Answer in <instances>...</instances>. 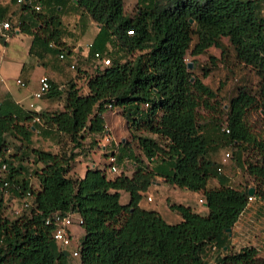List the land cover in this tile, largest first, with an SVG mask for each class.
<instances>
[{
    "label": "trees",
    "instance_id": "1",
    "mask_svg": "<svg viewBox=\"0 0 264 264\" xmlns=\"http://www.w3.org/2000/svg\"><path fill=\"white\" fill-rule=\"evenodd\" d=\"M37 1L20 3L29 18L20 16L17 22L19 31L32 35L31 45L38 39L64 55L61 15L67 6L79 8L98 24L89 52L93 59L95 51L105 53L109 63H94L85 74L86 91L72 79L61 87L49 80L46 95L63 92L59 109L34 111L7 98L0 101V165L5 163L0 178L9 183L0 189V264H68L70 249L56 244L52 224L45 222L54 212L81 219L77 264H264L252 245L229 250L225 229L248 201L249 186L252 196H264V133L253 131L244 119L256 105L264 116V0H136L131 15L124 12L123 0H40L35 10ZM110 41L127 55L123 60L109 54L105 42ZM211 45L220 55L229 46L234 60L251 66L258 77L255 92L240 87L226 102H217L214 89L201 80L208 68L194 74V60L190 67L185 60L187 51L195 55ZM113 106L120 107L139 149L132 155V172L106 176L105 168L92 166L80 177L70 174L72 149L86 133L104 131L103 112ZM35 130L66 139L71 150L32 145ZM5 135L16 143L14 152L6 153ZM219 145L232 149L230 157L250 183L236 187L216 170L219 160L209 156ZM154 175L199 191L206 212L169 202L180 219L167 222L157 210L141 207L138 201ZM30 176L37 180L35 187ZM212 177L217 182L210 185ZM26 190L29 204L22 206ZM120 190L128 193L124 203ZM8 198L18 202L14 214L27 212L7 216ZM208 249L222 253L208 261L202 256Z\"/></svg>",
    "mask_w": 264,
    "mask_h": 264
},
{
    "label": "crops",
    "instance_id": "2",
    "mask_svg": "<svg viewBox=\"0 0 264 264\" xmlns=\"http://www.w3.org/2000/svg\"><path fill=\"white\" fill-rule=\"evenodd\" d=\"M0 8H3L5 10L4 12H7L10 16L6 17L3 15L0 19V22L7 20L9 23V28L7 29H2L0 27V101L7 98L22 108L34 111L61 108L63 103V92L58 95L43 94L39 97L32 95V92L37 89L38 77L45 74L51 82L57 84L59 87L64 86L70 79L75 81L77 85L80 79H85V74L93 70L95 63L92 54L89 52V45L98 30V24L91 20L85 11L67 6L61 15L62 24L66 31L61 37V40L64 41L65 48L63 49L64 55L60 58L58 57L60 49L51 51L50 49L52 47L45 48L38 39H35L33 45H31L32 35L19 31L17 25L19 17L25 16L29 18L28 11L22 9L20 3H16L14 0H0ZM2 32H5L6 36H3L1 34ZM223 37L221 40L226 44L227 39L225 37V41ZM209 47H212V45L207 48ZM105 48L121 60L127 56L123 54L117 44L113 43L112 47H110L109 42H105ZM70 63H76L74 70L70 69ZM17 78L23 82L22 85L16 82ZM84 91H86L85 82ZM104 113L105 112H103V115ZM107 129L108 128L105 126L102 133H86L81 140V145L73 148L74 154L71 160L70 174L80 177L83 175L86 167L97 166L99 168H105L104 171L106 176H112L116 172H108L106 170V163H103L104 166H102V164H98L94 158V152L100 151L104 156H107V152L112 149L116 151L118 172H123L127 175L132 172L133 153L131 149H123V147H126L123 145L125 141L124 137L121 138V144L115 143L113 145L111 144L112 140L109 139V141H105V135H103L104 137H100L101 134H106ZM35 131L38 132L37 130ZM49 134L50 133L41 135L39 133V135L45 139L49 138ZM86 138H88L90 142L92 139L96 140L91 148L88 147L90 144H82ZM31 140L33 142V133L31 135ZM84 145H88V148L83 149L82 147H84ZM209 157L216 162L218 161V158L213 154H210ZM222 173L227 176L228 181L232 184V178L224 172V170ZM29 181L30 183L34 182V187L37 185V180L34 176H30ZM216 182V179L213 177L208 180V184L210 185L216 184ZM174 188L176 187L165 182L162 176L154 175L150 184L142 192L138 204L144 208L157 210L164 219L160 208L166 199L172 198L174 200V198H182L184 201L180 203L189 205L192 208L188 200H196L201 197L199 191H192L181 187L176 188L179 190H174ZM121 195L122 193L119 191V198ZM145 195H150L151 199L146 200ZM155 197L157 198L156 203L150 205ZM260 198L262 197L253 195L251 199L246 202L244 208L240 211L236 220L231 225L230 231L227 233V245L229 250H236L244 245H252L256 248L259 255L264 256V226L257 223L260 221L259 217H263L261 213H264L261 209ZM173 200L171 202H175ZM206 209L202 201L200 207L201 211L197 212L204 213ZM75 216H78V214H75ZM174 218H177L176 221L180 219L177 212L174 213ZM82 234L83 228L79 238Z\"/></svg>",
    "mask_w": 264,
    "mask_h": 264
},
{
    "label": "rangeland",
    "instance_id": "3",
    "mask_svg": "<svg viewBox=\"0 0 264 264\" xmlns=\"http://www.w3.org/2000/svg\"><path fill=\"white\" fill-rule=\"evenodd\" d=\"M37 2H41L38 0ZM12 3V2H11ZM10 3V4H11ZM21 5V4H20ZM29 8H31L29 6ZM123 9L126 14H133L136 9V0H123ZM42 10H44V5H42ZM5 10L3 8H0V19L3 15L6 17L9 16L7 12H4ZM29 12V10H28ZM264 14V7L262 10ZM10 17V16H9ZM226 41L225 37H223ZM195 36H192V40L190 44L194 41ZM113 42H109V46L112 47ZM111 56H114L112 52L109 53ZM208 54H211L213 58L208 57ZM213 59V60H212ZM185 60L190 61L194 60V65L191 68L192 72L194 74L200 75L201 67L204 66L208 68L207 74L202 77V80L204 83L209 85L211 88L215 91V98L218 103H224L227 101L229 96L233 94L235 91H237L238 88L243 87L251 92H255L256 90V84L258 77L255 74L254 70L249 65H245L242 63L237 62L234 60L232 56V50L229 46L225 49L224 53L220 55L219 49L216 47H209L207 48L206 52L201 54H195L191 55L188 53V51L185 54ZM74 67L70 68L72 70L75 69L76 63L73 64ZM192 65V63H191ZM84 82L85 79H80L78 82V86L81 91H84ZM198 111L206 115L208 114L205 109L202 107L198 108ZM104 123L107 129L106 134H101L100 137H104L103 135H107L110 140H112L111 144L119 143L121 144V138L124 137V143L126 147L123 149L130 148L133 154H139V150L136 146V141L131 137L130 130L127 127V123L125 121V118L120 112L119 106H113V108L108 109L106 108L104 111ZM220 123H225V115L224 113H221L220 115ZM244 119L246 123L250 126V128L255 132L264 133V116L261 109L256 105L248 108L245 112ZM141 133H148L147 131L141 130ZM48 139L42 138L41 135H39L38 132L33 131V145L49 149L51 151H56L59 148L60 149H66V152H69L71 150V143H68L66 139H59L57 140V137L55 136H48ZM6 142L8 145V149H6V153L14 152L16 150V143L8 136L5 135ZM113 138V139H112ZM103 139V138H102ZM114 140V141H113ZM96 140L92 139L90 140L88 138L85 139V141L82 144H90L88 147H92L95 144ZM120 145V146H123ZM86 145L82 147L83 149L88 148ZM73 150V149H72ZM229 151L230 154L232 152V149L229 146L226 145H219L215 151L212 152L214 156L220 160V157L222 156L224 151ZM94 158L96 159L98 164L107 163L106 156L102 154L100 151L94 152ZM30 159H23L25 165L27 167H31L32 164L29 161ZM221 172H226L232 179L231 182L234 186L238 187H244L246 184L250 183L251 180L243 173L242 168L240 165L236 162L234 157H229L225 163L222 165ZM112 173V172H111ZM34 185V182L32 183ZM176 188H179L178 186H175ZM174 188V190H179ZM172 190V191H174ZM122 193L121 197L119 198L120 202H126L128 200V193L125 190H120ZM126 196V197H125ZM8 197H11V195H8ZM173 199L168 198L165 202H163L162 207L160 208V211L164 217V219L168 222H176L177 218H174V210L170 209L168 203L171 202ZM261 200V209L264 212V197L260 198ZM157 201V198L155 197L154 200L150 203V205L155 204ZM175 202H181L184 201L182 198H174ZM188 202L191 204L192 209L196 211H201V202H198V200H188ZM18 207V202L16 200H13L12 198L6 199V206L4 208V213H6L7 216L10 218L18 215L20 212H27L26 210H20L18 214H14L12 210L14 208ZM261 216L259 217V220L257 223L262 224L264 226V213H261ZM70 229L72 231V240L70 244L67 246L70 250L76 245V242H78L79 235L81 234L82 228L77 223H72L70 226ZM230 231V230H229ZM234 250V249H231ZM215 253H222V250H214V249H208L203 253V258L205 260H212ZM264 254V253H263ZM68 264H77V257L68 255Z\"/></svg>",
    "mask_w": 264,
    "mask_h": 264
},
{
    "label": "built area",
    "instance_id": "4",
    "mask_svg": "<svg viewBox=\"0 0 264 264\" xmlns=\"http://www.w3.org/2000/svg\"><path fill=\"white\" fill-rule=\"evenodd\" d=\"M16 3H22L24 1H29V0H14ZM33 8L35 10H39L40 9V3L39 2H35L33 3ZM0 27L2 29H7L9 28V23L7 20H4L2 22H0ZM132 32L131 29H127L126 33L130 34ZM3 36H6L5 32L1 33ZM94 56V60L97 64L99 65H106L109 63V57L102 52L99 51H95L93 53ZM58 57H63L62 53L58 54ZM69 67L73 68L74 65L73 63L69 64ZM16 82L19 84H23V82L20 79H16ZM50 87V82L48 77L45 74H42L38 77V86L37 89L34 90L32 92L33 96L39 97L43 94H45ZM37 119V118H36ZM223 129L225 132L228 131V128L224 125ZM105 141H109V137L107 135H105ZM230 157V152L229 151H224L222 156L220 157L219 163L216 166V170L218 172H221L222 170V164L226 162V160ZM106 170L108 172H118V168L116 165V151L114 149L108 151L107 156H106ZM5 168V163H2L0 165V173H2V171ZM8 181L4 180L2 178H0V189L6 188V186H8ZM252 195H248V200L251 199ZM29 198H30V192L28 190L25 191V193L23 195L20 196V201H21V205L22 206H27L29 204ZM146 200H150L151 197L150 195H145ZM198 202H202L201 198L197 199ZM81 221L79 216H75V214L73 213H65V214H61L59 212H54L51 215L47 216L45 218V222L46 223H51L52 224V238L53 240L56 242V244L60 247V248H68L67 246L70 244L71 240H72V232L70 230V225L72 223H77L79 224ZM80 225V224H79ZM213 248V247H212ZM70 253L72 256H77V248L76 246L73 247L70 250Z\"/></svg>",
    "mask_w": 264,
    "mask_h": 264
},
{
    "label": "water",
    "instance_id": "5",
    "mask_svg": "<svg viewBox=\"0 0 264 264\" xmlns=\"http://www.w3.org/2000/svg\"><path fill=\"white\" fill-rule=\"evenodd\" d=\"M189 21H191V18H189ZM186 66L187 67H190L191 66V62L190 61H187V63H186ZM253 187L252 186H249L248 188H247V194L248 195H252L253 194ZM203 204L205 205V202H203ZM227 231H228V233H229V230H230V227H227V228H225Z\"/></svg>",
    "mask_w": 264,
    "mask_h": 264
}]
</instances>
